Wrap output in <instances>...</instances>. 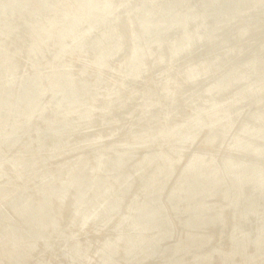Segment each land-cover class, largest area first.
<instances>
[{"label": "rangeland", "instance_id": "374dc122", "mask_svg": "<svg viewBox=\"0 0 264 264\" xmlns=\"http://www.w3.org/2000/svg\"><path fill=\"white\" fill-rule=\"evenodd\" d=\"M0 99V264H264V0H0Z\"/></svg>", "mask_w": 264, "mask_h": 264}, {"label": "bare ground", "instance_id": "6f19581e", "mask_svg": "<svg viewBox=\"0 0 264 264\" xmlns=\"http://www.w3.org/2000/svg\"><path fill=\"white\" fill-rule=\"evenodd\" d=\"M257 16V15H256ZM262 19V18H261ZM242 21V20H241ZM260 21H262V20H260ZM241 24V23H240ZM184 27V26H183ZM236 28V27H235ZM237 29V28H236ZM228 35V34H227ZM187 37V36H186ZM180 38H182V37H180ZM234 38V37H233ZM184 39H187V38H184ZM191 39V38H190ZM234 40V39H233ZM180 43V42H179ZM218 47V46H217ZM157 48V47H156ZM214 48V47H213ZM245 48V47H244ZM219 52H220V50H219ZM184 56V55H183ZM213 64V63H212ZM211 79V78H210ZM223 80V79H222ZM213 81V80H212ZM221 81V80H220ZM205 82V81H204ZM216 83V82H215ZM214 84V83H213ZM2 90H4V89H2ZM1 100V99H0ZM121 145V144H120ZM168 153V152H167ZM122 155V154H121ZM109 156V155H108ZM100 158V157H99ZM106 158V157H105ZM101 159V158H100ZM122 159V158H121ZM110 160V159H109ZM129 160V159H128ZM99 161V160H98ZM130 161V160H129ZM115 162V161H114ZM103 165V164H102ZM124 165V164H123ZM133 165V164H132ZM174 166V165H173ZM114 167V166H113ZM132 170V169H131ZM99 172V171H98ZM103 172V171H102ZM130 173V172H129ZM146 173V172H145ZM95 175V174H94ZM103 178V177H102ZM121 178V177H120ZM112 182V181H111ZM103 183V182H102ZM159 183V182H158ZM101 185V184H100ZM174 185V184H173ZM158 188V187H157ZM80 189V188H79ZM171 192V191H170ZM71 195V194H70ZM97 195V194H96ZM135 195V194H134ZM116 196V195H115ZM89 198V197H88ZM155 199V198H154ZM149 200V199H148ZM166 201V200H165ZM168 201V200H167ZM90 203V202H89ZM147 203V202H146ZM94 204V203H93ZM167 204V203H166ZM72 205V204H71ZM82 205V204H81ZM88 206V205H87ZM49 208V207H48ZM91 208V207H90ZM88 210V209H87ZM91 210V209H90ZM117 210V209H116ZM133 210V209H132ZM146 210V209H145ZM39 211V210H38ZM74 211V210H73ZM63 212V211H62ZM87 212H89V211H87ZM109 212V211H108ZM132 212V211H131ZM85 213V212H84ZM61 214V213H60ZM77 214V213H76ZM90 214V213H89ZM124 214V213H123ZM130 214H132V213H130ZM38 216H40V215H38ZM72 216V215H71ZM143 217V216H142ZM61 218V217H60ZM155 218V217H154ZM160 218V217H159ZM46 219V218H45ZM7 220V219H6ZM136 220V219H135ZM35 221V220H34ZM42 221V220H41ZM62 221H64V220H62ZM149 221V220H148ZM48 222V221H47ZM99 222V221H98ZM70 223V222H69ZM31 224V223H30ZM37 224V223H36ZM69 227V226H68ZM55 228V227H54ZM125 228V227H124ZM2 229V228H1ZM158 229H159V227H158ZM7 231V230H6ZM37 231V230H36ZM78 231V230H77ZM208 231V230H207ZM48 232V231H47ZM46 232V233H47ZM76 232V231H75ZM125 232V231H124ZM1 233V232H0ZM68 233H69V231H68ZM133 233V232H132ZM8 234V233H7ZM50 234H51V232H50ZM134 234V233H133ZM33 235V234H32ZM15 236V235H14ZM61 236V235H60ZM77 236V235H76ZM47 237V236H46ZM84 237V236H83ZM123 237V236H122ZM8 238V237H7ZM20 238V237H19ZM57 239V238H56ZM21 241V240H20ZM102 241V240H101ZM101 241H100V243H101ZM106 241V240H105ZM97 242V241H96ZM20 243V242H19ZM109 243V242H108ZM17 245V244H16ZM33 245V244H32ZM101 245V244H100ZM106 246V245H105ZM30 247V246H29ZM81 247V246H80ZM75 248V247H74ZM139 248V247H138ZM166 249V248H165ZM197 249V248H196ZM207 250V249H206ZM25 251V250H24ZM68 251V250H67ZM191 251H192V249H191ZM203 251V250H202ZM95 252V251H94ZM167 253V252H166ZM165 253V254H166ZM1 255V254H0ZM154 255V254H153ZM118 256V255H117ZM2 257V256H1ZM91 257V256H90ZM135 257V256H134ZM146 257V256H145ZM124 258V257H123ZM140 258V257H139ZM165 258V257H164ZM190 258V257H189ZM188 258V259H189ZM24 259V258H23ZM110 259V258H109ZM136 259V258H135ZM134 259V260H135ZM16 260V259H15ZM65 260V259H64ZM104 260V259H103ZM88 261V260H87ZM126 261V260H125ZM121 262V261H120ZM23 263V262H22ZM65 263V262H64ZM77 263V262H76ZM91 264V263H90Z\"/></svg>", "mask_w": 264, "mask_h": 264}]
</instances>
